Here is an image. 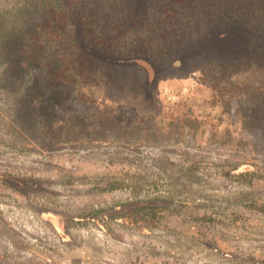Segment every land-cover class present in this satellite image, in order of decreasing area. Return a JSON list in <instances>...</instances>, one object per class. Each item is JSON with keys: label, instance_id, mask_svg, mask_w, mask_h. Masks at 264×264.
I'll return each instance as SVG.
<instances>
[{"label": "rangeland", "instance_id": "374dc122", "mask_svg": "<svg viewBox=\"0 0 264 264\" xmlns=\"http://www.w3.org/2000/svg\"><path fill=\"white\" fill-rule=\"evenodd\" d=\"M60 4L0 43V264H264V0Z\"/></svg>", "mask_w": 264, "mask_h": 264}, {"label": "trees", "instance_id": "16d2710c", "mask_svg": "<svg viewBox=\"0 0 264 264\" xmlns=\"http://www.w3.org/2000/svg\"><path fill=\"white\" fill-rule=\"evenodd\" d=\"M19 2L20 3H19V7L17 11L11 12V10L10 11L6 10L5 13L6 14L9 13V16H7L8 18H6L4 21L0 22V38H1L0 43L3 45V48L5 50L11 49L13 44L17 42L20 43V39L18 37L27 36L29 34V31L32 29V25H31L32 14L35 11L39 12L40 9H41L40 11L50 9L49 10L50 17L48 20V27H50L49 28L50 34L48 35L47 38L46 36L45 37L38 36L37 39H48V40L56 39L57 40L59 38L58 36L59 34L57 35V32L60 31L59 29L61 30L65 29L66 21L70 19L68 8H66L63 4H60V0H23ZM104 7L106 9L108 8L105 5ZM250 14L251 15H249V17H247L246 20L248 19L252 20L253 18V21L259 20L261 25L264 26V8L263 10H260V11L259 10L250 11ZM101 15H102V12H101ZM104 16H107V13H104ZM61 20L63 21L64 24L63 26L58 27L59 21ZM102 21H104V18H102ZM240 21H243V20L240 19ZM19 30L21 31V33ZM72 31H73V28L70 26L69 28L70 36L66 38V40H68L69 42L75 41V39L72 37ZM231 31L232 30L228 28L226 29V31L221 32L220 38L223 39L227 37ZM61 33H63V31H61ZM252 36H253L252 41L254 42L255 41L254 35ZM208 37L209 39L211 38V36H208ZM58 73L59 72H56V75L60 79H64L63 74H58ZM77 75L78 73L74 74L75 77Z\"/></svg>", "mask_w": 264, "mask_h": 264}]
</instances>
